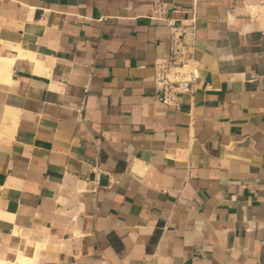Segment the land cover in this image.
<instances>
[{
	"label": "crops",
	"instance_id": "crops-1",
	"mask_svg": "<svg viewBox=\"0 0 264 264\" xmlns=\"http://www.w3.org/2000/svg\"><path fill=\"white\" fill-rule=\"evenodd\" d=\"M162 1L0 0V261L264 264V0Z\"/></svg>",
	"mask_w": 264,
	"mask_h": 264
},
{
	"label": "built area",
	"instance_id": "built-area-1",
	"mask_svg": "<svg viewBox=\"0 0 264 264\" xmlns=\"http://www.w3.org/2000/svg\"><path fill=\"white\" fill-rule=\"evenodd\" d=\"M153 17L164 19L167 4L162 0H150ZM154 99L172 110H179V94L192 92L193 83L198 78V67L190 57V50L183 41V33L177 31L171 34L169 52L166 56L155 60Z\"/></svg>",
	"mask_w": 264,
	"mask_h": 264
},
{
	"label": "bare ground",
	"instance_id": "bare-ground-1",
	"mask_svg": "<svg viewBox=\"0 0 264 264\" xmlns=\"http://www.w3.org/2000/svg\"><path fill=\"white\" fill-rule=\"evenodd\" d=\"M22 245L26 246L25 250L22 249ZM38 248L39 245L35 244L34 242L28 241L26 239H21L20 246L18 247L19 249L18 254L16 255L17 256L16 261L20 264H37L38 258L36 255L37 254L36 251ZM0 264H11V263L0 261Z\"/></svg>",
	"mask_w": 264,
	"mask_h": 264
}]
</instances>
